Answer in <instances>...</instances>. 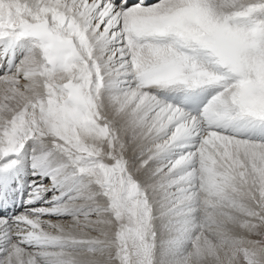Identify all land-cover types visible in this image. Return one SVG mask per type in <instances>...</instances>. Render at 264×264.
Returning <instances> with one entry per match:
<instances>
[{"label": "snow or ice", "instance_id": "obj_1", "mask_svg": "<svg viewBox=\"0 0 264 264\" xmlns=\"http://www.w3.org/2000/svg\"><path fill=\"white\" fill-rule=\"evenodd\" d=\"M0 264H264V0H0Z\"/></svg>", "mask_w": 264, "mask_h": 264}]
</instances>
